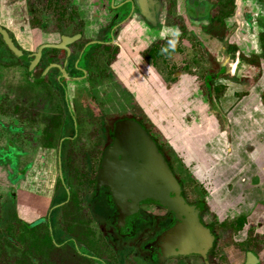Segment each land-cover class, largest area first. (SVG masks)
<instances>
[{"label": "flooded vegetation", "instance_id": "flooded-vegetation-1", "mask_svg": "<svg viewBox=\"0 0 264 264\" xmlns=\"http://www.w3.org/2000/svg\"><path fill=\"white\" fill-rule=\"evenodd\" d=\"M22 1L31 35L28 30L16 35L1 24L0 28L25 57L15 54L28 75L21 93L27 102L21 110V130L38 133L46 155L36 160L41 168L35 174L30 163L22 170L19 161L9 164L15 176L10 188L17 183L31 197L58 194L50 224L55 227L59 208H66L61 229L75 231L73 238L85 231L89 247L84 251L80 240L72 237L65 242L58 238L62 244L57 246L72 242L81 264H264V128L253 125L254 104L245 90L261 80H251L237 93L230 78L244 65L232 42L236 29L231 22L240 13L237 0H153L168 2L169 22L181 32L153 43L142 54L144 64L159 74L169 92L179 93L184 83L190 88V95L177 103V124L182 132H192L191 141L201 149L218 144L207 157L201 156L203 150L183 148L182 140L167 137L118 73L120 33L141 14L140 4L150 0ZM244 8L251 11L249 5ZM192 22L201 27L199 36L190 30ZM263 36L264 31L260 52L246 59L260 69ZM0 39L12 53L2 33ZM216 39L222 42L216 48L222 58L212 47ZM197 42L208 52L209 60L202 63L214 70L204 78L186 69L187 55ZM235 61L240 64L231 74ZM199 67L203 70L200 63L193 70ZM263 110L260 104L257 113ZM125 120L140 123L155 141L187 208L158 203L118 208L100 175L119 123ZM8 127L12 134L14 126ZM82 133L88 139L79 142ZM49 152L58 166L52 184ZM78 159L90 164L87 170H76Z\"/></svg>", "mask_w": 264, "mask_h": 264}, {"label": "rangeland", "instance_id": "rangeland-1", "mask_svg": "<svg viewBox=\"0 0 264 264\" xmlns=\"http://www.w3.org/2000/svg\"><path fill=\"white\" fill-rule=\"evenodd\" d=\"M192 39L196 41L197 38L192 36ZM204 49L197 42L194 49L187 55L189 66L186 68L191 69L192 72L196 71L193 73L201 75L202 78L214 71L212 65H209L208 69V66L206 67V64L202 63V61L209 60L208 52ZM216 54L222 58V52L217 49ZM17 58L13 52L7 50L0 39V264H81L72 242L61 247L57 246L65 242L67 238H73L75 233L65 227L61 229L60 222L66 208H59L55 216L56 226L53 227L50 224L52 206L59 201L58 194L54 198H45L39 195L31 197L23 193L17 183L12 184L13 189L10 188L11 177L15 179V176L13 177L10 173L9 164L19 161L18 166L22 170L26 164L30 163L33 174H35V171H40V169H35L41 168L36 160H42L46 155L42 149L40 135L36 132L24 133L21 130V110L27 105L21 93L24 87V76L28 75L25 65ZM199 63L203 70L200 67L199 70H193L194 66ZM234 69L233 66L231 74ZM260 73L263 74L264 71L239 65L235 71V77H230L231 81L236 84V92H242L243 86L251 80L260 79L262 76ZM201 88L204 89L203 85ZM10 125L15 129L12 134L8 132ZM87 135V133H82V139L79 142L88 139ZM9 142H12V151L8 150ZM23 152L27 153V158L22 157ZM47 155L49 159L46 160L53 162V166H50L53 168L49 170L50 184H52L58 176V166L56 156L50 152ZM35 162L37 165H33ZM74 166H76V170H87L90 164L83 163L78 159L74 161ZM45 188L49 192L50 187ZM59 191V194L62 195V190ZM65 214H68L67 210ZM65 223L69 224V220L67 219ZM84 236L85 231L82 230V233L73 239L77 240L78 238L85 251V248L89 247V243L83 238ZM58 238L62 239V242H59Z\"/></svg>", "mask_w": 264, "mask_h": 264}, {"label": "crops", "instance_id": "crops-1", "mask_svg": "<svg viewBox=\"0 0 264 264\" xmlns=\"http://www.w3.org/2000/svg\"><path fill=\"white\" fill-rule=\"evenodd\" d=\"M237 9L240 10L238 16L232 20L234 30L233 45L236 47L235 51L241 52V58L244 65L251 69H258L264 71L263 68L255 67L246 63L247 57L252 54L259 53L258 46L260 44L259 36L264 31V3H259L258 0H237ZM24 1L22 0H0V24L9 28V30L22 35L23 30L29 32L31 35L28 21H25ZM244 4L249 5L251 11L244 8ZM168 2L144 1L140 4L141 14L135 17V20L129 22L127 27L120 33V43L122 45L121 54L119 56V70L120 78L125 87L139 102L144 111L151 117L154 124H156L172 141L182 140L184 147L191 150H200L191 140L190 131L182 132L180 126L177 124V116L175 110L177 103L182 100V97L190 95L191 90L184 83L179 93H171L167 90L166 84L162 81L159 74L147 64H144L142 54L143 52L157 41H164L170 37L180 34V29L169 22L167 17ZM243 9V12H242ZM193 26L190 24V30L195 31L199 36L202 31L201 27L194 22ZM230 25V26H231ZM232 27V26H231ZM98 31V28L95 29ZM192 33L190 32L189 35ZM222 42L220 40L212 41L213 50L220 47ZM238 49V50H237ZM219 57V56H218ZM240 64L234 65L235 69ZM234 69V70H235ZM262 74V73H260ZM260 83L249 89L251 96L250 101L253 102V125L259 126L257 128H264V121L262 123V116L264 110L257 113V108L263 104L264 108V73L260 77ZM247 86V85H245ZM243 86V87H245ZM256 120V121H255ZM251 130L254 128L250 126ZM257 131V129H255ZM188 141V142H187ZM187 142V143H186ZM218 144L212 146H203L200 152L201 156L207 155L208 151H212ZM215 146V147H214ZM199 153V151L197 152Z\"/></svg>", "mask_w": 264, "mask_h": 264}, {"label": "water", "instance_id": "water-1", "mask_svg": "<svg viewBox=\"0 0 264 264\" xmlns=\"http://www.w3.org/2000/svg\"><path fill=\"white\" fill-rule=\"evenodd\" d=\"M10 50L25 59L10 36L0 28ZM100 182L112 192L114 202L124 208L158 203L167 208H187L178 183L142 125L133 120L119 123L115 143L105 156Z\"/></svg>", "mask_w": 264, "mask_h": 264}, {"label": "trees", "instance_id": "trees-1", "mask_svg": "<svg viewBox=\"0 0 264 264\" xmlns=\"http://www.w3.org/2000/svg\"><path fill=\"white\" fill-rule=\"evenodd\" d=\"M216 34V33H215ZM217 35V34H216ZM263 38V42H264V36L262 37ZM264 47V45H263ZM263 57H264V54H263ZM255 65H259V61H255Z\"/></svg>", "mask_w": 264, "mask_h": 264}]
</instances>
